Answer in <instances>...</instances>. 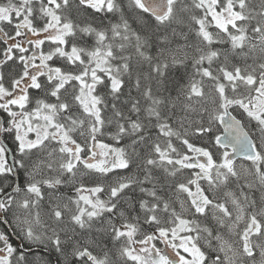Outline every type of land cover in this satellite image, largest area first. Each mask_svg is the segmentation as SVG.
Wrapping results in <instances>:
<instances>
[{"label":"snow or ice","instance_id":"6c2138e0","mask_svg":"<svg viewBox=\"0 0 264 264\" xmlns=\"http://www.w3.org/2000/svg\"><path fill=\"white\" fill-rule=\"evenodd\" d=\"M0 264H264V0H0Z\"/></svg>","mask_w":264,"mask_h":264}]
</instances>
